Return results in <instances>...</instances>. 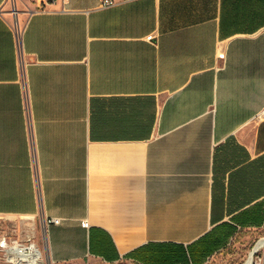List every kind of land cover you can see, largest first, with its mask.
Instances as JSON below:
<instances>
[{"label":"crops","instance_id":"0c3cea01","mask_svg":"<svg viewBox=\"0 0 264 264\" xmlns=\"http://www.w3.org/2000/svg\"><path fill=\"white\" fill-rule=\"evenodd\" d=\"M262 109L264 0H0V216L47 264L257 239Z\"/></svg>","mask_w":264,"mask_h":264},{"label":"rangeland","instance_id":"374dc122","mask_svg":"<svg viewBox=\"0 0 264 264\" xmlns=\"http://www.w3.org/2000/svg\"><path fill=\"white\" fill-rule=\"evenodd\" d=\"M15 26L21 30L22 20L15 19ZM22 218L15 216H0V235L7 234L9 236L20 237L29 231V224H24ZM255 233L251 229L242 228L236 230L228 241L209 253L205 259L199 264H242L251 249L255 239ZM186 253L187 250H186ZM188 262L180 264H193L189 255L187 254ZM38 264H47L45 258L42 256ZM89 264V263H83ZM94 264H141L139 262L131 261L129 259H122L115 263H94ZM179 264V263H175Z\"/></svg>","mask_w":264,"mask_h":264},{"label":"trees","instance_id":"16d2710c","mask_svg":"<svg viewBox=\"0 0 264 264\" xmlns=\"http://www.w3.org/2000/svg\"><path fill=\"white\" fill-rule=\"evenodd\" d=\"M232 230L233 227L228 223L214 226L185 247L181 244H171L168 247L159 244L146 245L143 248L147 255L141 261L144 264L187 263L188 254L193 264H199L209 253L226 243Z\"/></svg>","mask_w":264,"mask_h":264},{"label":"built area","instance_id":"2783aa9c","mask_svg":"<svg viewBox=\"0 0 264 264\" xmlns=\"http://www.w3.org/2000/svg\"><path fill=\"white\" fill-rule=\"evenodd\" d=\"M113 1L102 0V3L111 4ZM260 115H264V109L260 111ZM60 221L61 218L58 216H51L44 220L45 223ZM82 224L87 226L88 221L83 219ZM42 256L41 247L33 232L28 231L20 237L0 235V264H38ZM246 260L248 264H264V232L253 242Z\"/></svg>","mask_w":264,"mask_h":264},{"label":"bare ground","instance_id":"6f19581e","mask_svg":"<svg viewBox=\"0 0 264 264\" xmlns=\"http://www.w3.org/2000/svg\"><path fill=\"white\" fill-rule=\"evenodd\" d=\"M242 264H248V260H245Z\"/></svg>","mask_w":264,"mask_h":264}]
</instances>
